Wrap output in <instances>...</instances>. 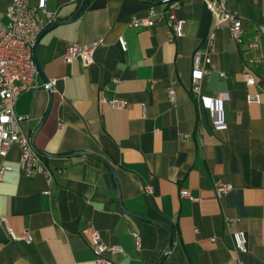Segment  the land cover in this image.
<instances>
[{"label":"crops","instance_id":"obj_1","mask_svg":"<svg viewBox=\"0 0 264 264\" xmlns=\"http://www.w3.org/2000/svg\"><path fill=\"white\" fill-rule=\"evenodd\" d=\"M80 1L46 0V9L62 21ZM177 1L184 36L174 40L162 21L127 27L150 7L166 9L150 0H85L72 22L41 34L37 57L52 88L38 76L37 87L21 92L13 110L23 118L22 133L48 155L52 182L25 175L17 146L0 158L11 168L0 181V217L15 234L32 237L30 244L14 242L0 227V264H94L82 235L89 226L105 244L120 247L106 254L113 264H153L170 236L171 249L157 264H264V105L246 99L264 100V0L229 2L241 18L243 42H258L255 52L244 53L226 26L215 31L213 71L200 86L213 99L228 95L223 129L190 92L192 55L205 47L213 18L203 0ZM9 2L0 0L3 23ZM97 39L103 44L93 63H65L68 46ZM244 70L253 73V86L245 84ZM171 84L174 104L167 98ZM99 96L129 106L100 107ZM217 181L232 191L218 198ZM237 230L246 234L245 253L233 251Z\"/></svg>","mask_w":264,"mask_h":264},{"label":"built area","instance_id":"obj_2","mask_svg":"<svg viewBox=\"0 0 264 264\" xmlns=\"http://www.w3.org/2000/svg\"><path fill=\"white\" fill-rule=\"evenodd\" d=\"M213 18V28L205 38V47L196 49L192 55V71L190 76V92L195 97L198 104L207 108L213 114V124L217 129H223L225 123L222 119L223 104L228 101V95L222 94L219 99L204 96L201 93V81L208 77L213 71L211 63V50L215 40V31L226 26L237 46L242 47L244 53L255 52L258 49L256 40L243 42L242 22L240 16L229 7L230 0H203ZM166 9L160 13L152 7L147 11L146 16L141 18H131L127 22V27L132 29L149 28L156 22L162 21L166 24L168 40H174L184 36V21L178 19L174 13L179 6L177 0H167ZM38 13L41 16H38ZM6 23L0 18V158H5L12 146H17L20 151L19 166L29 178L37 174H43L47 183L52 182L51 170L43 160V156L33 146L31 139L21 131L20 124L23 118L14 113V104L18 95L29 89L37 87V72L35 69L32 50L39 35L52 23L56 22L54 12L46 9V0H37L32 6L29 0H10L5 13ZM118 43L122 51H126L127 45L123 37L118 38ZM103 44V39L93 40L85 44L73 43L66 49L64 61L71 64L75 60H80L84 65L93 63L96 49ZM254 58H249L248 63H253ZM220 77L224 73L220 72ZM244 82L247 86L255 84V78L250 70L243 71ZM48 91L52 88V82L44 84ZM167 98L171 104L175 103V86L171 84L167 88ZM248 103L263 104L257 94L247 95ZM99 106L107 105L112 109H124L129 106V102L123 99L98 97ZM61 126V124H59ZM11 168L8 165L0 164V181L5 172ZM145 192L150 193L149 187H145ZM233 189L232 185L222 182L214 183V192L218 198L228 194ZM46 190L44 194H49ZM183 197L191 198L187 192H182ZM195 200V198H191ZM0 227L7 229L9 238L14 242H24L30 244L32 237L28 231L15 234L9 227L7 219L0 217ZM88 247L94 258V264H113L106 254L120 253L121 249L117 245L105 244L99 232L93 227H86L82 231ZM135 244L139 246V236L132 233ZM233 241V251L237 253L247 252V238L245 232L237 230L231 234Z\"/></svg>","mask_w":264,"mask_h":264},{"label":"water","instance_id":"obj_3","mask_svg":"<svg viewBox=\"0 0 264 264\" xmlns=\"http://www.w3.org/2000/svg\"><path fill=\"white\" fill-rule=\"evenodd\" d=\"M85 0H81L79 5L77 6L76 10L73 12V14L66 20H62V21H57V22H54L52 23L50 26H48L43 32L45 31H49L59 25H62V24H66V23H70L72 22L76 17L77 15L79 14V11L81 10L82 6H83V3H84ZM150 1H157V2H166L167 0H150ZM42 32V33H43ZM41 33V34H42ZM41 34L39 35V37L41 36ZM39 37L37 38V40L35 41L34 43V46H33V50H32V57H33V60H34V64H35V69H36V72H37V75L43 80L45 81L46 83H48V79L47 77L45 76L44 72H43V69L40 65V62H39V59L37 57V52H36V47H37V43H38V40H39ZM48 81V82H47ZM45 83V84H46ZM31 142L33 144V139L31 138ZM38 151V150H37ZM39 152V151H38ZM42 156H48L47 154L45 153H42V152H39ZM71 156H78L77 153L75 154H72ZM98 157V156H97ZM99 159H101L104 163H106L108 166L109 164L107 163L106 160H104L103 158L101 157H98ZM171 236L169 237V240L164 248V250L162 251L161 255L153 262V264H157L158 261L160 260V258L162 256H164L167 252L170 251L171 249Z\"/></svg>","mask_w":264,"mask_h":264},{"label":"trees","instance_id":"obj_4","mask_svg":"<svg viewBox=\"0 0 264 264\" xmlns=\"http://www.w3.org/2000/svg\"><path fill=\"white\" fill-rule=\"evenodd\" d=\"M43 160H45V158L43 157Z\"/></svg>","mask_w":264,"mask_h":264}]
</instances>
